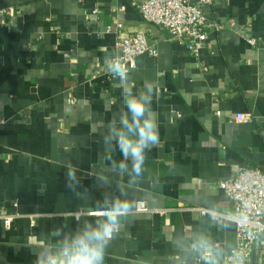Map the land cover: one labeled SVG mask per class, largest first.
Returning <instances> with one entry per match:
<instances>
[{
  "label": "crops",
  "instance_id": "obj_1",
  "mask_svg": "<svg viewBox=\"0 0 264 264\" xmlns=\"http://www.w3.org/2000/svg\"><path fill=\"white\" fill-rule=\"evenodd\" d=\"M141 1L0 0L9 9L0 17V215H19L11 229L0 218V264H33L53 229L74 231L97 201L118 195V185L157 211L125 220L105 264H182L181 242L198 232L237 241L235 224L222 229L194 208L232 210L218 182L242 167L264 173V0L205 7L221 29H208L198 57L145 21ZM118 23L122 35L147 34L158 48L130 70L134 92L154 88L160 135L133 187L111 170L103 142L107 124L125 110L123 86L105 66L118 52ZM238 113L253 122L236 121ZM69 166L78 169L75 192L65 186ZM98 176L110 185L99 186ZM247 264H264V256L255 250Z\"/></svg>",
  "mask_w": 264,
  "mask_h": 264
},
{
  "label": "clouds",
  "instance_id": "obj_2",
  "mask_svg": "<svg viewBox=\"0 0 264 264\" xmlns=\"http://www.w3.org/2000/svg\"><path fill=\"white\" fill-rule=\"evenodd\" d=\"M107 72L121 83L124 109L107 124L104 136L107 160L113 172L127 176L128 187L135 186L143 177L147 152L160 142L159 124L153 110L154 88L145 84L143 90L134 92L129 87L130 67L118 53L105 60ZM163 75V73H160ZM119 152L120 159L111 153ZM78 169L69 166L66 173V188L75 192L80 185ZM99 186H109L105 177H97ZM118 195L109 193L96 202L90 211V219L79 223L74 231L65 233L53 229L51 242L37 249L33 264H105L106 250L125 220L134 216L139 202L128 197L121 186ZM82 198V197H81ZM250 206L242 204L234 210H224L213 205L206 209V215L213 224L224 229L232 224L245 229L246 238L254 241L264 235V224L251 218ZM185 252L182 264H189L194 257L199 264H247V250L243 243L226 240L217 243L207 234L194 233L187 241L181 242Z\"/></svg>",
  "mask_w": 264,
  "mask_h": 264
},
{
  "label": "built area",
  "instance_id": "obj_3",
  "mask_svg": "<svg viewBox=\"0 0 264 264\" xmlns=\"http://www.w3.org/2000/svg\"><path fill=\"white\" fill-rule=\"evenodd\" d=\"M214 0H142L139 4L140 12L145 21L163 28L169 40L177 41L185 46L195 57L200 55L207 41L208 29H221L217 22L209 20L204 8L211 6ZM9 9L0 7V17L7 14ZM96 12V11H95ZM118 34L115 47L120 58L128 63L130 70L136 67L137 57L143 54L156 56L158 48L151 43L148 35L144 33H132L122 35L123 24L116 25ZM108 31L112 30L108 26ZM247 41L255 46L258 39L248 37ZM108 77L112 81H117L109 73ZM220 115V112H217ZM238 122H253L251 113H238L235 115ZM219 187L227 194L232 202V210L242 204L250 206L251 218L258 224H264V173L256 167H242L227 179L218 182ZM137 213H148L157 211L151 209L145 201H138ZM207 206H197L194 209L203 217H208ZM164 213V211H158ZM84 213L73 212L69 215L78 219ZM90 214V213H85ZM19 215L17 213H6L0 215L7 229H11L13 221ZM237 241L244 244L247 250V261H249L255 250L264 256V235L250 241L246 238L245 229L235 225Z\"/></svg>",
  "mask_w": 264,
  "mask_h": 264
}]
</instances>
